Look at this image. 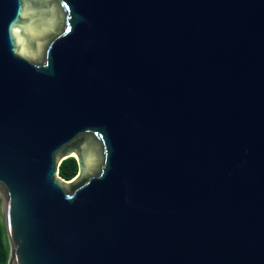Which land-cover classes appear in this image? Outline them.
Returning a JSON list of instances; mask_svg holds the SVG:
<instances>
[{"label": "water", "instance_id": "obj_1", "mask_svg": "<svg viewBox=\"0 0 264 264\" xmlns=\"http://www.w3.org/2000/svg\"><path fill=\"white\" fill-rule=\"evenodd\" d=\"M0 195L8 264H264V0H0Z\"/></svg>", "mask_w": 264, "mask_h": 264}, {"label": "trees", "instance_id": "obj_2", "mask_svg": "<svg viewBox=\"0 0 264 264\" xmlns=\"http://www.w3.org/2000/svg\"><path fill=\"white\" fill-rule=\"evenodd\" d=\"M79 171L75 157H69L60 165V175L66 179H73ZM10 257V244L7 237L5 221L2 213V200H0V264H8Z\"/></svg>", "mask_w": 264, "mask_h": 264}, {"label": "built area", "instance_id": "obj_3", "mask_svg": "<svg viewBox=\"0 0 264 264\" xmlns=\"http://www.w3.org/2000/svg\"><path fill=\"white\" fill-rule=\"evenodd\" d=\"M0 200H1V195H0Z\"/></svg>", "mask_w": 264, "mask_h": 264}]
</instances>
